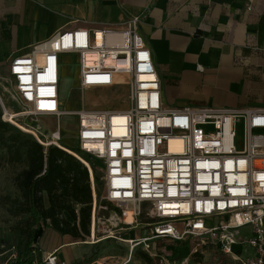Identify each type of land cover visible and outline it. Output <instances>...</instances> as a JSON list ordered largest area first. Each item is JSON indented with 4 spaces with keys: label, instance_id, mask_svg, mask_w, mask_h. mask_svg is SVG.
I'll use <instances>...</instances> for the list:
<instances>
[{
    "label": "built area",
    "instance_id": "obj_1",
    "mask_svg": "<svg viewBox=\"0 0 264 264\" xmlns=\"http://www.w3.org/2000/svg\"><path fill=\"white\" fill-rule=\"evenodd\" d=\"M138 21L133 16L124 26L60 30L31 45L8 65L15 100L34 117L65 115L64 55L76 56L79 94L127 89L125 109H88L81 99L71 111L78 125L74 153L60 146L59 127L49 137H36L88 170L91 239L97 209H106L95 196L89 159L96 158L103 165L101 201L118 209L109 213V221L123 225V209L129 207L134 222L128 226L136 229L142 206H148V235L128 241L130 254L140 246L156 256L151 242L194 238L196 245L216 247L237 264H264V108L164 107ZM243 228L249 230L246 236L239 234ZM45 264H59L55 251Z\"/></svg>",
    "mask_w": 264,
    "mask_h": 264
},
{
    "label": "crops",
    "instance_id": "obj_2",
    "mask_svg": "<svg viewBox=\"0 0 264 264\" xmlns=\"http://www.w3.org/2000/svg\"><path fill=\"white\" fill-rule=\"evenodd\" d=\"M133 16L164 107L264 108V0H0V72L57 31Z\"/></svg>",
    "mask_w": 264,
    "mask_h": 264
},
{
    "label": "rangeland",
    "instance_id": "obj_3",
    "mask_svg": "<svg viewBox=\"0 0 264 264\" xmlns=\"http://www.w3.org/2000/svg\"><path fill=\"white\" fill-rule=\"evenodd\" d=\"M62 59L64 65L60 95L63 109L67 113L60 116L59 120L49 115L34 117L26 114L25 108L15 100L12 82L8 75L0 72L2 84L0 98L4 106L9 111H13V119L5 115V109L3 117V108L0 103V264H5L8 260L22 254L30 255L33 264H45L49 255L54 251L59 264H122L128 260V264H237L230 256L216 247L196 245L199 242L194 238L151 242L156 256H154V250L149 249L148 253L143 249L144 247L140 246L135 247L130 254L131 243L128 241L141 233L144 234L143 236L148 235L146 225H144L148 220L146 216L148 206H142L139 225L136 229L129 228V224L134 222V218L128 217L132 211L129 207L123 209L121 218L123 225L117 223L115 226V221H109V213L114 210L118 213V209L101 201L105 191L103 165L96 158L89 159L93 167L95 196L97 204L106 206V209H97L98 221L95 224L93 238H90V233L88 236L78 238L61 235L51 229L49 223L46 222L39 240L29 244L28 233L34 226L30 215L13 213L14 200L20 199L19 192L13 184V178L23 168V164L4 162L5 145L12 144L17 135L36 140L35 133L30 127L36 130L40 138L49 137L51 132L59 127L60 146L77 150V117L71 111L80 107L81 99L85 103V108L88 109H125L129 104L128 91L122 86L118 89H94L87 91L84 95L79 94L76 79L78 71L76 56L64 55ZM248 232L246 228L239 230L241 236H246ZM143 254L148 256V263L142 260Z\"/></svg>",
    "mask_w": 264,
    "mask_h": 264
},
{
    "label": "trees",
    "instance_id": "obj_4",
    "mask_svg": "<svg viewBox=\"0 0 264 264\" xmlns=\"http://www.w3.org/2000/svg\"><path fill=\"white\" fill-rule=\"evenodd\" d=\"M5 147L6 164H23L13 178L20 197L14 200L13 213L30 215L34 226L28 233L29 244L39 240L46 222L61 235L88 236L92 195L86 167L59 147H44L19 135ZM141 258L149 262L147 255ZM5 264H33V259L22 254Z\"/></svg>",
    "mask_w": 264,
    "mask_h": 264
},
{
    "label": "bare ground",
    "instance_id": "obj_5",
    "mask_svg": "<svg viewBox=\"0 0 264 264\" xmlns=\"http://www.w3.org/2000/svg\"><path fill=\"white\" fill-rule=\"evenodd\" d=\"M7 88V87H6ZM0 103H1V105L4 107V109H5V115L7 116V117H11L12 119H13V117H12V115H13V111H9L5 106H4V104L2 103V100H1V98H0ZM21 114V113H20ZM15 116H18L19 114H14ZM3 117H4V110H3ZM9 117V118H10ZM5 119V118H4ZM6 120V119H5ZM17 123H19L17 120H15ZM59 123V122H58ZM21 125V124H20ZM21 126H23V125H21ZM29 127V126H28ZM31 128V131L32 132H34L35 133V136L37 137V138H39L40 139V137L38 136V133L36 132V130L35 129H33L32 127H30ZM62 148H64L65 150H67V151H69V152H72V153H74V151L73 150H71V149H69V148H67V147H62ZM132 212H133V210L129 213V215H128V217L129 218H133V216H132ZM117 221H115V226H117ZM130 255V254H129Z\"/></svg>",
    "mask_w": 264,
    "mask_h": 264
}]
</instances>
